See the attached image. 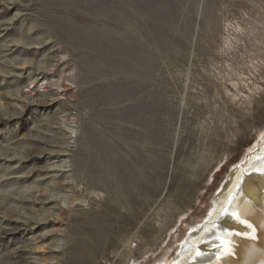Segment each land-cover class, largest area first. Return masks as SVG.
I'll list each match as a JSON object with an SVG mask.
<instances>
[{"label":"rangeland","instance_id":"obj_1","mask_svg":"<svg viewBox=\"0 0 264 264\" xmlns=\"http://www.w3.org/2000/svg\"><path fill=\"white\" fill-rule=\"evenodd\" d=\"M263 140L264 0H0V264H165Z\"/></svg>","mask_w":264,"mask_h":264},{"label":"bare ground","instance_id":"obj_2","mask_svg":"<svg viewBox=\"0 0 264 264\" xmlns=\"http://www.w3.org/2000/svg\"><path fill=\"white\" fill-rule=\"evenodd\" d=\"M103 141L95 143L109 146ZM261 142L229 169L204 221L188 227L184 239L176 244L177 254L165 264H264V140Z\"/></svg>","mask_w":264,"mask_h":264}]
</instances>
